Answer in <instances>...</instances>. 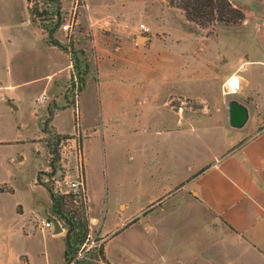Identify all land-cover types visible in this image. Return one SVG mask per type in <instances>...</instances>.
<instances>
[{"label": "rangeland", "instance_id": "obj_1", "mask_svg": "<svg viewBox=\"0 0 264 264\" xmlns=\"http://www.w3.org/2000/svg\"><path fill=\"white\" fill-rule=\"evenodd\" d=\"M231 1L244 11V21L203 27L168 0H62L68 19L55 37L65 45L71 37L77 49L86 51L90 66L79 91L71 88L68 53L47 42L27 0H0V81L17 82L13 97L19 106L0 103V140L31 138L0 144V184L7 183L0 185V264L62 260L64 242L49 233L54 230L40 229V220L68 229L44 185L54 188V180L47 181L51 170L57 178L73 173L74 142L58 144L60 160L50 167L55 156L40 154L33 144L55 142L51 123L50 134L39 133L48 116L46 104L66 108L54 121L65 132L75 130V110L85 128L97 129L87 141L88 195L95 214L109 211L105 227L113 225L120 201L127 204L124 215L137 217L184 177L188 170L177 161L179 150H191L192 167L202 163V136L214 132L215 117L227 111L231 99L258 102L264 113V0ZM241 65V91L223 95L219 73ZM40 94L47 95L45 103L37 102ZM181 95L188 96L184 103ZM169 104L193 112L179 118ZM89 135L80 127L73 133L76 145L83 149ZM84 182L87 188L85 171ZM200 221L192 219L190 226L198 230ZM96 229L90 227V241L81 244L77 258H90V249L103 243Z\"/></svg>", "mask_w": 264, "mask_h": 264}, {"label": "crops", "instance_id": "obj_2", "mask_svg": "<svg viewBox=\"0 0 264 264\" xmlns=\"http://www.w3.org/2000/svg\"><path fill=\"white\" fill-rule=\"evenodd\" d=\"M230 74L228 70L219 76L223 81ZM16 85L12 79L0 81V103L19 108L13 97ZM183 97L179 96L180 102ZM238 101L249 109L245 125H231L228 109L216 116L214 132L201 139L205 153L202 163L192 167L191 150H179L177 161L180 167L188 170L184 177L164 190L152 204L142 208L137 217L124 215L127 204L120 201L119 213L113 211L114 222L109 227H105L109 211L95 214L88 195L87 141L97 129L85 128L81 118L82 131L85 134L88 130L90 134L83 145L89 216L91 226L97 228L95 232L104 241L110 264H264V113L258 102L245 97ZM39 102L45 103L46 99ZM48 106H45L47 113ZM171 108L179 118H185L187 111L193 112L186 107ZM64 109L55 113L51 125L58 134L73 135L76 128L73 132H65L54 124ZM43 126L44 123L39 133L45 134ZM28 139L31 138L0 140V144L28 143ZM33 144L40 154L49 153L47 141L46 144ZM197 218H201L198 230L190 226L192 219ZM30 230L35 234L38 231L32 225ZM66 231L63 225L60 228L56 225L54 231H49L54 237L60 236L65 244L60 264H65Z\"/></svg>", "mask_w": 264, "mask_h": 264}, {"label": "trees", "instance_id": "obj_3", "mask_svg": "<svg viewBox=\"0 0 264 264\" xmlns=\"http://www.w3.org/2000/svg\"><path fill=\"white\" fill-rule=\"evenodd\" d=\"M169 5L183 11L187 20L200 26L206 27L211 24H237L245 20V13L237 7L231 0H168ZM27 8L32 21L45 31L47 42L62 51L68 53L72 64L71 68V88H78L82 91L89 73V62L86 51L77 49L75 41L70 38L69 45L63 44L55 33L67 24V13L63 10L62 0H27ZM83 56V58H82ZM81 69V70H80ZM78 71V73H77ZM61 109V108H60ZM57 108V110H60ZM50 105L48 106V117L44 122L43 132L50 134L48 129L55 113L57 112ZM76 132H80V112L74 111ZM55 142L47 141L49 153L52 157L49 165L53 167L60 160L58 144L63 139L75 138L73 135L53 133ZM37 182L40 183L39 175ZM47 189L51 201L52 209L59 214L67 223L68 229L65 235V264H99L100 261L110 264L105 255L104 241L100 247L91 248V257L85 254L82 258H77V252L81 244L89 239L91 235V218L89 216L88 196H86V186L78 193L57 194L49 185H44ZM79 202V204H77ZM71 206L70 211L66 208ZM72 213L71 215L69 213ZM90 241V239H89ZM74 259V260H73ZM27 264H30L28 261Z\"/></svg>", "mask_w": 264, "mask_h": 264}, {"label": "built area", "instance_id": "obj_4", "mask_svg": "<svg viewBox=\"0 0 264 264\" xmlns=\"http://www.w3.org/2000/svg\"><path fill=\"white\" fill-rule=\"evenodd\" d=\"M141 27L147 31L148 28L145 24H142ZM47 99V96L44 94L41 97H38L37 100L44 101ZM73 140V145L71 146V149L73 148V152L71 154V158L74 159V169L73 173L71 175L65 174L64 176H61L60 178L56 176V172L51 170V175L47 176V181L50 179L54 180V192L57 194H68V193H78L81 189L84 188V171H85V153L83 149L76 145V138H68ZM67 139V140H68ZM58 165V162H57ZM49 173V174H50ZM51 177V178H50ZM66 189V190H65ZM60 223V222H59ZM56 227V221L55 220H49L48 218H44L40 220V228L41 229H50L55 230ZM92 243L94 244L95 241L92 240Z\"/></svg>", "mask_w": 264, "mask_h": 264}, {"label": "water", "instance_id": "obj_5", "mask_svg": "<svg viewBox=\"0 0 264 264\" xmlns=\"http://www.w3.org/2000/svg\"><path fill=\"white\" fill-rule=\"evenodd\" d=\"M228 116L231 125L242 127L249 118V109L237 99H231L228 102ZM56 225H58L59 228L61 227L58 222H56Z\"/></svg>", "mask_w": 264, "mask_h": 264}, {"label": "clouds", "instance_id": "obj_6", "mask_svg": "<svg viewBox=\"0 0 264 264\" xmlns=\"http://www.w3.org/2000/svg\"><path fill=\"white\" fill-rule=\"evenodd\" d=\"M244 70V65H241L239 69L232 72L229 76L225 78L224 83L221 86V91L223 95H235L241 91L243 78L239 73Z\"/></svg>", "mask_w": 264, "mask_h": 264}]
</instances>
